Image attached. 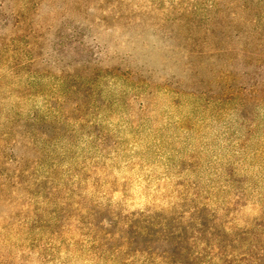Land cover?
Returning a JSON list of instances; mask_svg holds the SVG:
<instances>
[{"label": "rangeland", "instance_id": "obj_1", "mask_svg": "<svg viewBox=\"0 0 264 264\" xmlns=\"http://www.w3.org/2000/svg\"><path fill=\"white\" fill-rule=\"evenodd\" d=\"M0 264H264V0H0Z\"/></svg>", "mask_w": 264, "mask_h": 264}]
</instances>
